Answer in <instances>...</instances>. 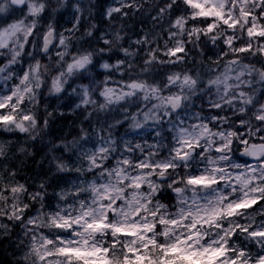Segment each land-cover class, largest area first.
<instances>
[{
  "label": "clouds",
  "instance_id": "obj_1",
  "mask_svg": "<svg viewBox=\"0 0 264 264\" xmlns=\"http://www.w3.org/2000/svg\"><path fill=\"white\" fill-rule=\"evenodd\" d=\"M0 264H264V0H0Z\"/></svg>",
  "mask_w": 264,
  "mask_h": 264
}]
</instances>
